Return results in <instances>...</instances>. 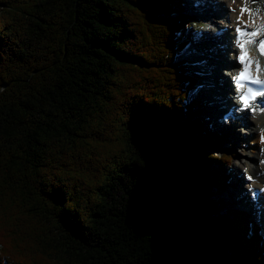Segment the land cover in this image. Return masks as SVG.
<instances>
[{"label": "trees", "instance_id": "1", "mask_svg": "<svg viewBox=\"0 0 264 264\" xmlns=\"http://www.w3.org/2000/svg\"><path fill=\"white\" fill-rule=\"evenodd\" d=\"M184 3L0 0V264H264L209 200L232 155L188 115Z\"/></svg>", "mask_w": 264, "mask_h": 264}, {"label": "rangeland", "instance_id": "2", "mask_svg": "<svg viewBox=\"0 0 264 264\" xmlns=\"http://www.w3.org/2000/svg\"><path fill=\"white\" fill-rule=\"evenodd\" d=\"M260 5H264V1L260 2L258 6ZM203 6H207V2L205 0H185L184 4H181L179 6V11H181V13L183 15H186V17L191 18V26L190 27H183L181 30H184L183 34V38L185 37V39H187L190 43V45L192 44V42L194 44L191 45L190 47V51L192 52H188L189 50H187L188 47L185 48V51L183 53V57L185 58V60L187 59V61L189 62L190 66H191V72L197 77L198 82L197 84L194 86L196 88H192L193 92L190 95V98L188 100V110H189V114H194V118H197L198 116H200L199 118L203 119V127H206V124H209V129H213L214 134L216 135V137L211 140L208 141L204 146H203V151L205 152H209V153H214V155L218 156V155H222V154H231L232 155V161L229 162L228 164L219 161L213 162L211 164V166H213V168H217L220 167L222 169L223 174L226 173V177H227V185L229 184V180H230V175H231V186L227 189H224L222 192H220V190L217 188V186H214L216 189H214V191L211 189L213 187L210 186V190L213 192V194L211 196H209V200L213 201V203L216 204V208L217 211H215L214 216L215 217H221L222 215H224L226 212H228L227 209V205H231V207H233L231 210L233 211H239V209H244V211L246 213H250L252 214L255 218H258V222L263 226L264 228V220L262 219V215L264 214V208L262 209L260 206H258V204L256 203L255 206L252 205L254 202H252V194L253 192H251L250 190H252V187L249 185V181L247 182V177H246V171L249 167H252L254 169V162H252V160H247L248 166H244L243 169H240L237 167V165L240 164V160L241 159H246V157L250 158V156H246L247 153H258V156L263 157L264 154H260V145L261 143L257 140H255L254 135H248L245 134L244 130V125H241V122H239V120L237 118H235V130L234 128L231 127V125H229V122H227V124L224 125V123L219 122V118L221 119V116L216 117L213 119V114L215 115L216 113V109H208V105H204L202 104L204 102L206 98V94L205 96H199L200 95V90L198 91V89H201L204 85H206V80H208L210 77V72L208 71V69H212L213 67H215L212 63H210V61L203 60L200 59L201 57H213V56H218V54L220 52L216 51V46L214 45V43L212 41L208 42L206 41L205 37H213V29L212 31L209 30L210 26L213 24V20L211 19V17H207L204 20H206V24L203 23V25H201V19L199 20L197 17V11H200V7ZM213 6H207V8H211ZM215 7V6H214ZM221 12H222V17L218 18L216 20V24L220 21L221 24H223L222 22H227L228 20V16H227V12L226 11H230V2L228 1H224L223 2V6L220 7ZM214 10V9H213ZM219 10V11H220ZM262 11H264V7L262 9ZM195 16V17H194ZM219 19V21H218ZM230 20V17H229ZM219 22V24H220ZM214 25V24H213ZM208 27V28H207ZM227 27V26H225ZM207 28V30H206ZM223 28V27H221ZM200 33L205 34V36H197ZM230 34V35H229ZM227 38L229 39V41L232 38L231 33L227 32ZM215 39V38H213ZM211 45H208V44ZM186 44V43H185ZM203 44H206L208 46L205 45L202 46ZM205 50V51H203ZM191 56H189V55ZM204 54V55H201ZM207 55V56H205ZM199 62H202L205 69H203L202 64H200ZM209 62V64L206 65V63ZM207 70V71H204ZM216 74L217 75H223L226 79V76L224 75V70L220 69V67H217L215 69ZM222 73V74H221ZM209 77V78H208ZM229 81V80H227ZM208 93V92H207ZM209 96V93L207 94ZM200 99H198L199 97ZM198 102H201V106L198 104ZM192 104L196 105L198 104L199 106L195 108L194 112V106H192ZM214 110V111H213ZM230 116V115H229ZM223 117V116H222ZM214 123V127H211L210 125V121ZM231 119H229L228 121H230ZM234 123V121H233ZM223 124V125H222ZM259 129V127H258ZM218 131V132H217ZM264 131V130H263ZM214 135V136H215ZM252 137H254V140H252ZM263 145V143H262ZM264 147V145H263ZM256 158L255 162L257 163H261V160H259ZM264 159V158H263ZM263 162V160H262ZM263 164V163H261ZM247 183V184H246ZM251 189H249V187ZM226 196L225 198H222V200L224 199L225 201L223 202L218 195L223 196L225 192ZM264 202V200H263ZM235 203V205L233 206V204ZM203 204V203H201ZM236 206V207H235ZM240 206H247V207H240ZM214 210L215 207H214ZM256 210V211H255Z\"/></svg>", "mask_w": 264, "mask_h": 264}, {"label": "bare ground", "instance_id": "3", "mask_svg": "<svg viewBox=\"0 0 264 264\" xmlns=\"http://www.w3.org/2000/svg\"><path fill=\"white\" fill-rule=\"evenodd\" d=\"M205 1L207 2V6H213V7H211V8H207V6L200 7V11H197V13H198L197 17H199L201 15V13H204V16L207 15V17L209 16L213 20L214 25L212 24V28L209 29L211 31L213 29V37H207L206 36L205 39L208 42L212 41L214 43V45L216 46V51L220 52V53L218 54V56H213V57H209V56L204 57L203 56L200 58L203 60L207 59L215 67H213L212 69L206 68L210 72V74H209L210 78L208 77L209 81L206 85H204L201 89H198V91L200 90L199 96H205V94H206L207 99H205L202 104L208 105L209 106L208 109L209 108L216 109L215 115L213 114V119L221 116V119L219 118V122L224 123V124L225 123L227 124V122H229V125H231V127L234 128V130H235V127H234L235 122L233 123V120L228 121L232 117V112L230 110L232 108H234V106H236V108L239 107L238 104H236V99L229 97V93L226 90V88L232 87V84L229 83V81H227V79H225V77L223 75H217L215 69L217 67H220V69H221L223 66V63L222 64H220V63L223 60H226V61L228 60V58H226V59L224 58L226 53H225V50H223V49L224 48H232V46H233L231 43H229V40L226 36V34H227L226 30H228V33H231L233 35L235 33V31H237L235 26L239 21H245V22L249 21V18H247L246 16H242V15L238 14L239 13L238 8H243V6H244V9H246L247 7H250L249 0H205ZM224 1L230 2V11L225 10V12H227L228 17H230L231 20H230V22L228 21V23L222 22L223 24H221V22L218 19L220 24L218 22L217 25H215L217 17L218 18L222 17V12L220 10L221 9L220 7L223 6ZM261 1L263 2L264 0H261ZM198 19H200V18H198ZM260 22H261V25L264 29V17H262V20ZM201 23H202V20H201ZM226 25H227L226 30L221 28V27L225 28ZM207 28H206V30H207ZM197 36H205V34L200 33ZM213 38H215V39H213ZM192 44H194V43L192 42ZM191 45H189L187 48V50H189L188 52H191L190 51ZM205 45L206 44H203L202 46L205 47ZM208 45H211V44H208ZM208 45H206V46H208ZM203 51H205V50H203ZM201 55H204V54H201ZM189 56H191V55H189ZM205 56H207V55H205ZM199 63L202 64L203 69H205L203 63L202 62H199ZM207 64H209V62H207L206 65ZM204 71H207V70H204ZM208 71H207V74H208ZM227 73L228 72L225 71L224 75L227 76ZM212 79H213V85H211ZM207 92L209 93V96L207 95L208 94ZM198 99H200V97ZM224 99L227 100V102L229 103L228 105H226V103L224 102ZM198 106L199 105L196 104V107H198ZM252 112H253V110H251V109L242 110L240 115L242 116L243 121H241V120L240 121H241V123L243 122L242 125H244L245 134L254 135L255 140H257L261 143L260 154L261 153L264 154V147H263V145H264V131H263L264 130V110L259 112V113L256 112L255 114H253ZM227 115H230L229 118ZM224 116H226V117H224ZM209 121H210V124L214 127L215 126L214 123L211 122V120H209ZM258 127H259V129H258ZM254 137H252V140H254ZM262 143H263V145H262ZM249 155H252V156H250V158L246 157V159H244V160L241 159L239 161L240 164L237 165V167L240 169H243L244 166L247 167L248 166L247 160H252V162H254V164H255L254 169L252 167H249L246 171V177H248V180L252 179V181L249 182V185L252 187L251 192H253V194L254 193L260 194V196H261L260 202H255L254 206L257 203L258 206H260L263 209L264 208V202H263V200H264V163L262 162V160L264 161V159H263L264 156L260 157L261 155L258 156V153H256V152H254L252 154L247 153L246 156H249ZM258 157H260L259 160H261V163H263V164H261V163L259 164V163L255 162L256 158L258 159ZM231 183H232V180H231V175H230L229 184L227 185L228 188L231 186ZM225 189H227V188H225ZM226 193H228V192L226 191L223 196L218 195V197L220 199L225 198ZM234 205H235V203L233 204V206ZM240 207H247V206H240ZM232 208L233 207H231V205H229V204L227 205L228 210H230ZM262 216H263L262 219L264 220V214Z\"/></svg>", "mask_w": 264, "mask_h": 264}, {"label": "snow or ice", "instance_id": "4", "mask_svg": "<svg viewBox=\"0 0 264 264\" xmlns=\"http://www.w3.org/2000/svg\"><path fill=\"white\" fill-rule=\"evenodd\" d=\"M242 35H244V33H242ZM254 35H256V34H254ZM241 47H243V44L241 45ZM260 47H261V52H262V54H264V41H262V42H260ZM240 59L241 60H244L245 59V57H243V56H241L240 57ZM244 76H245V74L242 72L241 73V78H244ZM256 83H260L261 81H255ZM242 99H245V102H246V98H242Z\"/></svg>", "mask_w": 264, "mask_h": 264}]
</instances>
